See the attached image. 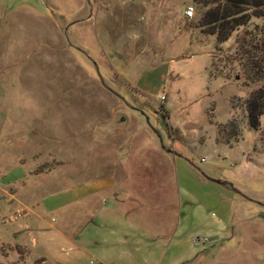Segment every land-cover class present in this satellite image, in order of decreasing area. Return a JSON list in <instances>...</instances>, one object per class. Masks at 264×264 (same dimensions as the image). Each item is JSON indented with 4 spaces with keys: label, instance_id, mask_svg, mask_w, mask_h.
Masks as SVG:
<instances>
[{
    "label": "rangeland",
    "instance_id": "374dc122",
    "mask_svg": "<svg viewBox=\"0 0 264 264\" xmlns=\"http://www.w3.org/2000/svg\"><path fill=\"white\" fill-rule=\"evenodd\" d=\"M211 10L0 0V264H264V8L225 43ZM114 200L177 234L123 239L105 213L79 236ZM104 228L123 241L92 245Z\"/></svg>",
    "mask_w": 264,
    "mask_h": 264
},
{
    "label": "crops",
    "instance_id": "0c3cea01",
    "mask_svg": "<svg viewBox=\"0 0 264 264\" xmlns=\"http://www.w3.org/2000/svg\"><path fill=\"white\" fill-rule=\"evenodd\" d=\"M227 183L224 182L223 185H226ZM97 190H95L94 192H88L87 193V196L86 198H89V199H92L94 200L93 202L95 203L99 198L97 193H96ZM82 193V191H81ZM83 194V193H82ZM83 200V196L81 198H78L76 201L77 202H73V203H65V204H62L60 207L56 208V212L58 211H61L62 209L66 208V207H73L75 206L77 203L78 205L80 204L79 201L80 200ZM82 202V201H81ZM46 203V202H45ZM109 203V202H108ZM47 204H44V208L46 210ZM114 206H110L107 205V203H105L104 205H101L100 203L95 207V209L93 211H91L90 213H88L87 215V218H88V224L85 226V228L83 229V231L80 232L79 236L84 232L85 230L91 226V224L95 223V218L98 216V215H105V213L109 216L110 218V215L111 214H115V213H118V214H121L123 215V221L124 223H130L128 225H126V229L124 231L122 230H119L118 231V234L122 235L123 239H126L130 236H135V234L132 232H137L139 231V235L141 236L143 232H145L144 234L146 235V232L148 233V237L149 238H155L157 239L158 241H161V238H164L165 239V242L166 243H169L171 241V239H173V237L177 234L175 231L177 229V225L175 227V224H170V222H162L160 225H157L156 227L153 226V224H150V222L152 223V220L155 218V216L159 213L158 211H154L153 209H143L141 207H136V206H127V205H120V204H117V201L114 200ZM175 207H173V209L169 212V213H173L172 211H175L176 212V209H174ZM168 213V212H167ZM102 215V216H103ZM108 216H104V218L108 217ZM106 221V220H105ZM140 221V222H139ZM147 222L145 224H143L142 222ZM143 225H142V224ZM138 225H141V226H138ZM109 228V227H108ZM142 230V231H141ZM179 232V230H178ZM116 237L117 239H119L120 241H123L115 232V230H112V229H107V228H104L103 230V233H102V237H99L101 238V240H97V239H94L92 241V245L93 243H96V244H105L106 242L109 243V244H112L109 240V237L113 236ZM151 235V236H150ZM98 237V236H97ZM119 237V238H118ZM80 238L78 237L77 240H74L72 243L73 244H76L77 245V248L79 249L80 246L78 244V242L80 241L79 240ZM218 240V239H217ZM89 241V240H88ZM173 241V240H172ZM200 240H198L197 242H199ZM115 242V241H114ZM185 246V242L184 241H179L177 243V247L180 249L181 247H184ZM170 248V247H169ZM83 251V250H82ZM105 251H108V249H106ZM110 251V250H109ZM180 251V250H179ZM101 252V255L102 258L105 257L107 255H105L103 253V250L100 251ZM182 254L179 255V258L178 259H174L172 261V264H191L193 262H196V260L198 259V256L195 257V258H190L189 254H188V251L187 250H182ZM91 259H95V258H91ZM96 260V259H95ZM98 261V260H97ZM99 262H102L104 264H108L105 259H102L100 260Z\"/></svg>",
    "mask_w": 264,
    "mask_h": 264
},
{
    "label": "trees",
    "instance_id": "16d2710c",
    "mask_svg": "<svg viewBox=\"0 0 264 264\" xmlns=\"http://www.w3.org/2000/svg\"><path fill=\"white\" fill-rule=\"evenodd\" d=\"M220 1L221 0H195L201 9L212 8L209 14V16H211L210 18H212L209 26H211L212 29L209 34L217 36L218 40L222 43L228 41L235 31L248 24L253 17L260 18L261 16L258 15L257 12L264 8V0H227L225 11L221 13L219 12L222 8ZM249 108L250 123L252 127L256 129L254 117L257 114L258 108H260L261 114L264 113V102L261 106H258L257 101L254 100L252 104L251 102L249 103ZM198 262L197 260L194 264H199Z\"/></svg>",
    "mask_w": 264,
    "mask_h": 264
},
{
    "label": "built area",
    "instance_id": "2783aa9c",
    "mask_svg": "<svg viewBox=\"0 0 264 264\" xmlns=\"http://www.w3.org/2000/svg\"><path fill=\"white\" fill-rule=\"evenodd\" d=\"M186 16L188 18H192L194 16V7L193 6H190V7L187 8V10H186ZM90 264H102V263L97 262V261H91Z\"/></svg>",
    "mask_w": 264,
    "mask_h": 264
},
{
    "label": "water",
    "instance_id": "95a60500",
    "mask_svg": "<svg viewBox=\"0 0 264 264\" xmlns=\"http://www.w3.org/2000/svg\"><path fill=\"white\" fill-rule=\"evenodd\" d=\"M211 181H213V182H215V183H218V184H221V182L216 181V180H211Z\"/></svg>",
    "mask_w": 264,
    "mask_h": 264
}]
</instances>
